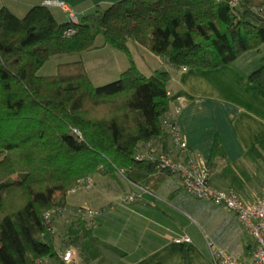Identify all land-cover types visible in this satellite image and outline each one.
I'll list each match as a JSON object with an SVG mask.
<instances>
[{"label":"trees","instance_id":"trees-1","mask_svg":"<svg viewBox=\"0 0 264 264\" xmlns=\"http://www.w3.org/2000/svg\"><path fill=\"white\" fill-rule=\"evenodd\" d=\"M69 28L47 6L24 18L0 10V264H65L45 215L62 214L80 181L104 174L148 189L160 173L175 176L137 160L151 143L168 150L172 75L141 73L128 44L176 69L231 66L264 46V0H123L80 18L66 37ZM100 36L130 59L116 82L96 87L83 62L39 76L51 58L91 51ZM248 79L264 90V64ZM248 154L261 159L257 148ZM76 216L66 247L83 264H104L89 219Z\"/></svg>","mask_w":264,"mask_h":264},{"label":"crops","instance_id":"crops-1","mask_svg":"<svg viewBox=\"0 0 264 264\" xmlns=\"http://www.w3.org/2000/svg\"><path fill=\"white\" fill-rule=\"evenodd\" d=\"M61 3L64 2L56 4L57 7ZM156 58L160 63L165 60ZM239 60L211 70L167 65L165 71L172 75L168 92L171 110L181 102L185 105L178 122L188 153L173 149L170 139L167 144L168 151L178 160H186L187 156L205 159L212 169V186L234 191L241 201L249 204L262 196L264 187V90L248 79L259 68L254 72L243 70L236 65ZM155 71L159 70L150 68L148 75ZM215 147L219 149L217 152ZM253 148H257L261 159L248 154ZM113 178L104 174L92 177L93 187H80L70 193L73 200L69 196L66 210L53 218L61 257L68 250L74 252L70 264H83L77 249L66 246L67 233L77 220L76 211L84 207L102 212L89 220V226L93 228L104 264H212L206 241L210 238L216 243L228 242L227 247L223 246L226 249L220 246L224 251L249 259L251 240L234 214L192 200L177 176L160 173L148 189L127 183L119 176V180ZM139 188L151 194L131 206L119 204L123 195L138 193ZM199 223L210 238L197 226ZM184 236L192 242H175ZM229 248L237 251L232 253Z\"/></svg>","mask_w":264,"mask_h":264},{"label":"built area","instance_id":"built-area-1","mask_svg":"<svg viewBox=\"0 0 264 264\" xmlns=\"http://www.w3.org/2000/svg\"><path fill=\"white\" fill-rule=\"evenodd\" d=\"M60 9L67 15L70 28L65 32L66 37L75 34L74 27L79 25L80 18L65 3L59 5ZM186 70V69H185ZM184 103H180L170 112L169 116L164 120V129L168 133L172 147L183 153H188V148L183 141L181 128L178 122V116L184 109ZM172 151H163L155 144L151 143L143 151L137 155L138 161H149L157 164L161 169L170 171L180 180L181 187L185 193L191 198L203 202L212 203L218 208H223L233 213L238 223L244 227L246 232L252 238V244L249 250V259L244 260L238 258L221 248H219L211 239H206L210 251L212 264H264V187L262 196L253 203H244L233 191H222L212 186V169L208 162L203 158H192L187 156L186 160H177L173 157ZM80 187L91 189L93 187L92 178H86L80 181ZM138 193H129L123 195L119 199V204L123 206H131L142 201L145 195L151 193L143 188H139ZM76 190L71 191L74 193ZM53 213H47L45 219L54 232L52 225ZM77 215L84 219H94L102 215L101 211L93 210L89 207L77 210ZM178 244L191 243L188 236L176 239ZM64 263L70 264L74 258V252L68 250L62 257ZM39 261L38 264H42Z\"/></svg>","mask_w":264,"mask_h":264},{"label":"rangeland","instance_id":"rangeland-1","mask_svg":"<svg viewBox=\"0 0 264 264\" xmlns=\"http://www.w3.org/2000/svg\"><path fill=\"white\" fill-rule=\"evenodd\" d=\"M121 1L123 0H0V10L3 8H7L18 18H24L28 10H30V8H32L33 6H47L52 10L57 21L64 24L68 23L69 19L67 15L59 7H57L56 4H59L60 2H64L71 10H73L76 14H78L80 18H82L84 16L93 14L98 10H106L113 4ZM128 48L131 52L132 60L136 63L141 73L148 75L150 68L154 70H166V67L168 65L167 61L164 60V62L160 63L159 59H157L156 56L146 48L134 42H130L128 44ZM263 59L264 46L261 48L260 54L257 51L249 52L241 60H239L236 65L243 70L254 72L263 65ZM74 62H83L89 78L96 87H101L116 82L121 78L122 73L131 66L130 59L125 53L107 45L104 37L100 36L96 40L95 48L91 51L81 54L56 56L51 58L40 70L39 76H56L58 73V67L60 65ZM161 149L162 148H160V150ZM173 157L177 159L174 155ZM113 179L115 180V177ZM108 180L110 183H115L112 179ZM73 198L74 197L71 195L70 200H73ZM192 200L197 201L193 198ZM209 204L213 205L212 203ZM57 215L58 213H55L54 218ZM197 226L203 228L204 232L206 234H209L210 238V233H208L206 228H204L201 223H199V225ZM197 228L200 231V228ZM243 230H245L244 227ZM248 237V240H251L250 242L252 244V238L250 236ZM210 239L219 248H221L215 240H213L212 238ZM47 264H54V261L49 260Z\"/></svg>","mask_w":264,"mask_h":264}]
</instances>
